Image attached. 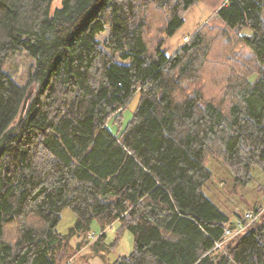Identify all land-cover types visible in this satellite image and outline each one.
<instances>
[{"label":"trees","instance_id":"trees-1","mask_svg":"<svg viewBox=\"0 0 264 264\" xmlns=\"http://www.w3.org/2000/svg\"><path fill=\"white\" fill-rule=\"evenodd\" d=\"M198 1L214 10L223 50L212 57L198 29L168 54L166 39ZM53 2L0 0V135L32 90L0 153V264H70L74 236L104 264H264V210L215 246L239 213L209 194L205 165L212 152L232 188L251 183L254 167L264 173V0ZM19 51L34 60L24 86L4 69ZM65 208L76 218L61 233ZM93 220L102 230L118 221L132 250L108 261L116 239L90 240Z\"/></svg>","mask_w":264,"mask_h":264},{"label":"rangeland","instance_id":"rangeland-1","mask_svg":"<svg viewBox=\"0 0 264 264\" xmlns=\"http://www.w3.org/2000/svg\"><path fill=\"white\" fill-rule=\"evenodd\" d=\"M58 6H60V0H54L52 9ZM188 11L194 12L195 15L197 13L196 20L192 22L189 15H187L185 21L186 26L184 24L185 27L183 26V28L181 27L179 30V32L181 33H177L178 35L175 38L169 39L168 42H165L164 47L167 49V52H172L174 48L177 47V45H181L182 43H184L182 40V37L184 35H187L189 39L190 35H192L199 29L205 34V37H207L208 41L211 42V44H209L212 53L211 56L213 57L215 54L220 53L219 49L223 50L224 42H222L221 37H219V33L222 32V28L219 26L220 24L213 19L212 16L214 10L207 6L203 1H198ZM199 11H202L203 13L198 14ZM206 11L208 12V14H206ZM185 17L186 16H184V18ZM189 24H191L192 32L190 34L182 33V30L184 28H187V25ZM211 26H213L212 29ZM249 32V29H244L241 33L248 34ZM107 34L108 31L99 34L98 39L103 42ZM33 65L34 60L26 52L19 51L15 54L10 55L6 59L4 63V69L13 80H15L19 85L24 86L27 85L29 72L32 70ZM205 69H211L209 71L211 72V74H209L211 75V77H205L206 87H210V92L216 93L217 87H214L216 82L212 74L213 63H210V65L208 63ZM222 71L224 72V70ZM255 76L256 74L253 73L252 75H250L249 79L253 80ZM138 98L139 94H134L124 108L122 113L123 125L127 123V121L131 118L132 113L137 106ZM110 128L113 131L115 130V126L112 123L110 124ZM205 165L213 173V182L208 185V187L210 188L208 189L209 194L211 195L213 192L217 194L216 197H213V199L216 200L217 204L221 208H230V210L233 209L239 214H242L246 209L254 206V204L262 201L261 199L264 198V173L258 167H254L252 169L254 178L251 183H249L247 186L241 187L233 185L232 188L231 173L217 160H215V158H212V152L208 151V157L205 161ZM253 198L255 199V201H252L254 200ZM235 216L236 215L232 214L230 218H234ZM75 218L76 215L71 209H63L61 212V219L57 224V230L61 233H66L68 231V228L74 224ZM119 226V222L114 221L111 225L102 230L97 220H93L91 224V233L89 236L90 240H94L95 236L100 235L101 232L105 233L104 242L107 245L113 243L116 239L113 248H110L107 252H105L108 261H113L119 256L129 253L133 248L134 241L132 233L124 230L122 233L118 234ZM6 236L8 238H11V224H8L6 226ZM73 238L75 237L71 238V246L73 247V251L71 257L68 259L70 261V264H104L101 256L93 252L92 248L88 244L89 242H85L83 240L81 241V236L76 237L78 238V240L76 241ZM80 241L81 243L79 244Z\"/></svg>","mask_w":264,"mask_h":264},{"label":"built area","instance_id":"built-area-1","mask_svg":"<svg viewBox=\"0 0 264 264\" xmlns=\"http://www.w3.org/2000/svg\"><path fill=\"white\" fill-rule=\"evenodd\" d=\"M183 42L188 40V36L184 35L182 37ZM264 210V198L262 205L259 209H246L242 214L236 215L234 218H229L226 223L225 228L223 229V236L221 240L215 243V246L218 248L222 247L223 242L228 240L229 238L238 235L244 232L260 215V213ZM232 225L234 227H232Z\"/></svg>","mask_w":264,"mask_h":264},{"label":"water","instance_id":"water-1","mask_svg":"<svg viewBox=\"0 0 264 264\" xmlns=\"http://www.w3.org/2000/svg\"><path fill=\"white\" fill-rule=\"evenodd\" d=\"M32 94V90H30L27 95L25 96L24 98V101H23V104L21 106V109H20V113H19V116H18V119L16 120V122L12 125H10L1 135H0V153L4 150L5 148V145H6V142L8 141V139L18 131L19 127H20V123L23 119V115H24V111H25V108L27 106V102H28V99L29 97L31 96ZM232 227H234L232 225ZM229 264H234V262L231 260Z\"/></svg>","mask_w":264,"mask_h":264},{"label":"crops","instance_id":"crops-1","mask_svg":"<svg viewBox=\"0 0 264 264\" xmlns=\"http://www.w3.org/2000/svg\"><path fill=\"white\" fill-rule=\"evenodd\" d=\"M201 13H203V12H202V11H201V12L199 11L198 14H201ZM206 14H208L207 11H206ZM187 15H189V17H190V19H191L192 22H194V20H196L197 13H196V15H195L194 12L188 11V12L185 14L186 17L184 18V24H185V21H186ZM198 16H199V15H198ZM197 19H198V18H197ZM184 24L181 26L182 28H183ZM192 25H194V24H192ZM185 26H186V24H185ZM185 26H184V27H185ZM191 29H192L191 24H189V25H187V28H184V29L182 30V33H188V34H190V33L192 32ZM179 30H180V28H179ZM179 30H177V32H176L173 36L168 37L167 40H166V42H168L169 39L175 38V37L178 35L177 33H181V32H179ZM179 46H180V45H177V47H175L174 50H173L172 52H174ZM172 52H170V53L168 52V54H171ZM97 236H98V235H97ZM74 237H75V238H73V239H74L75 241L78 240V238H76V236H74ZM95 237H96V236H95ZM71 244H72V240H71ZM95 264H98V263H95Z\"/></svg>","mask_w":264,"mask_h":264}]
</instances>
